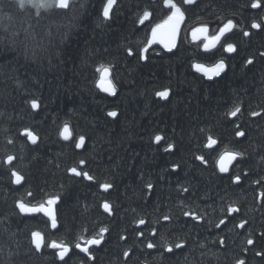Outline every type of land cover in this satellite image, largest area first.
Wrapping results in <instances>:
<instances>
[{
  "label": "trees",
  "instance_id": "obj_1",
  "mask_svg": "<svg viewBox=\"0 0 264 264\" xmlns=\"http://www.w3.org/2000/svg\"><path fill=\"white\" fill-rule=\"evenodd\" d=\"M108 1L0 0V264H264V0ZM169 2L172 51L149 46ZM55 198L56 228L18 206Z\"/></svg>",
  "mask_w": 264,
  "mask_h": 264
},
{
  "label": "water",
  "instance_id": "obj_2",
  "mask_svg": "<svg viewBox=\"0 0 264 264\" xmlns=\"http://www.w3.org/2000/svg\"><path fill=\"white\" fill-rule=\"evenodd\" d=\"M115 2L116 0H109L108 3L106 4L105 12H104L106 17L110 16V13L112 11L113 6L115 5ZM171 5L172 3L170 2L167 3V6H171ZM149 15L150 14L148 13L145 16V18H148ZM184 21H185V18L183 15L172 14L166 21L158 24L153 29L151 36H150V40H149V46L158 44L162 46L166 51L174 50L179 42L182 28L184 25ZM213 43L214 41L211 43V45ZM224 68H225L224 62H219L212 66H206L205 64L196 65V69L205 73L208 78H213L214 76H217L220 71L224 70ZM110 77H111V71L109 69L103 70L101 74V79L99 81V87L104 93L112 96L115 94V88H114V83L110 79ZM169 94H170V91L165 90V91L160 92L158 95L162 97L163 99H166L168 98ZM34 106L38 107L37 103H34ZM111 115L112 116L116 115V112L111 113ZM62 135L64 138H69L71 136V130L68 125L64 127ZM30 139L33 143L37 141V137L34 134L30 136ZM83 142H84V138H81L78 143L79 148L82 147ZM213 144H215V142ZM234 159L235 157L233 154L229 152L223 153L218 160L219 169L222 172H225V173L228 172L229 169L231 168V165ZM10 160L11 158L8 159V161ZM70 173L74 175L80 174V172L74 168L70 170ZM22 180L23 179L19 174L15 176L16 184H20ZM57 202H58V198H55L54 200L52 199L48 200L46 204L43 203L38 206H30L23 202H19L18 205H19L20 210L25 215H35L41 212L44 216H46L52 221V227L56 228L57 222H56L55 203ZM104 207L107 211H110V205L108 203H106ZM33 240H34L35 246L37 248H41L44 242L43 234L40 231L34 233ZM95 243H99V241L95 239L90 241V244H95ZM54 244L55 243L53 242L52 245ZM69 250H70V246H66V249L60 250L59 251L60 258L61 259L64 258L69 253Z\"/></svg>",
  "mask_w": 264,
  "mask_h": 264
},
{
  "label": "rangeland",
  "instance_id": "obj_3",
  "mask_svg": "<svg viewBox=\"0 0 264 264\" xmlns=\"http://www.w3.org/2000/svg\"><path fill=\"white\" fill-rule=\"evenodd\" d=\"M67 2H68V0H58V3L59 4H61V5H66L67 4ZM108 3V2H107ZM171 7H172V13L173 14H180V15H183L184 16V14H183V12H182V10L180 9V7H178V6H174L173 4L171 5ZM113 9V8H112ZM184 18H185V16H184ZM184 23H185V21H184ZM231 27H232V23L231 22H228L227 24H225L224 25V27L221 29V31H220V33H218V34H215V35H213V34H209V30L208 31H206L205 33H202L201 34V36H199L198 37V39L200 38V40H201V43H202V45H203V48H206V49H209V47H213L214 45L215 46H218L219 45V43H220V40H217V42L215 41L212 45H211V43H212V41L214 40V39H216V37L217 36H219L220 38L222 37V35H223V33H225V32H227L228 30H230L231 29ZM183 29H184V25H183V28H182V31H183ZM192 32V31H191ZM181 34H182V32H181ZM214 46V47H215ZM228 48V47H227ZM198 64V63H197ZM196 64V65H197ZM206 66H209V65H207V64H205ZM215 65V64H214ZM212 66V65H211ZM196 67V66H195ZM105 69H109V68H104L103 70H105ZM102 70V71H103ZM110 70V69H109ZM101 71V72H102ZM219 73H221V71L219 72ZM101 77V76H100ZM215 77V76H214ZM101 79V78H100ZM99 79V80H100ZM110 79H111V77H110ZM112 80V79H111ZM113 81V80H112ZM114 83V82H113ZM114 88H115V86H114ZM101 89V88H100ZM34 103H37V106L39 105L38 104V102L37 101H33V103H32V106H33V108L35 109V110H37L38 109V107H35L34 106ZM110 115H111V113H110ZM112 116V115H111ZM66 126V125H65ZM64 126V127H65ZM69 126V125H68ZM64 127H63V129H64ZM63 129H62V132H63ZM70 130H71V128H70ZM27 132V131H26ZM32 134H34L33 132H31V133H29L28 134V136H29V140H30V142H32L31 141V139H30V136L32 135ZM35 135V134H34ZM36 136V135H35ZM63 136V135H62ZM71 136H72V131H71ZM70 136V137H71ZM37 137V136H36ZM69 137V138H70ZM81 138H84V137H80V138H78V140H77V147H78V143H79V140L81 139ZM65 139H68V138H65ZM84 141H85V138H84ZM33 143V142H32ZM37 143V141L35 142V143H33V144H36ZM83 144H84V142H83ZM83 144H82V146H83ZM79 148V147H78ZM82 148V147H81ZM80 149V148H79ZM234 155V154H233ZM234 157H236V155H234ZM9 158H11V157H8L7 158V160L9 159ZM10 161H12V158H11V160ZM234 161H235V159H234ZM234 161H233V163H234ZM233 163H232V165H233ZM82 165H83V162L81 163ZM231 165V166H232ZM74 169H76V170H78L79 172H80V174L79 175H76V176H81V171L77 168V167H73ZM73 168H71V170L73 169ZM225 173V172H224ZM18 173H16V175H17ZM74 175V174H73ZM22 183V182H21ZM52 200H54V199H52ZM19 204V203H18ZM56 204L57 203H55V210H56ZM43 215V214H42ZM44 216V215H43ZM44 217H46V216H44ZM47 218V217H46ZM47 219H49V218H47ZM50 220V219H49ZM51 221V220H50ZM52 222V221H51ZM56 222H57V215H56ZM57 225H58V222H57ZM57 227V226H56ZM36 232H38V231H36ZM91 240H93V239H91ZM91 240H88V241H86V240H83L82 241V243L83 244H78V246H79V248L80 249H82V250H84V251H86L87 249H88V247L89 246H91L92 244H90V241ZM95 240H97V239H95ZM97 241H99V242H101V240H97ZM33 242H34V240H33ZM55 243L54 245H52V243ZM52 243H51V246H55L57 243L55 242V241H53ZM43 244H44V242H43ZM96 244V243H95ZM57 246L59 247V249L60 250H62V249H66V247H63V246H61L60 244H57ZM59 250V251H60Z\"/></svg>",
  "mask_w": 264,
  "mask_h": 264
},
{
  "label": "flooded vegetation",
  "instance_id": "obj_4",
  "mask_svg": "<svg viewBox=\"0 0 264 264\" xmlns=\"http://www.w3.org/2000/svg\"><path fill=\"white\" fill-rule=\"evenodd\" d=\"M224 62V61H223ZM11 158H12V160L14 159L13 158V156H10ZM3 161L4 160H2L1 158H0V164L1 163H3ZM5 162L7 163V164H9V163H11V161H8L7 160V158H6V160H5ZM84 164V163H83ZM19 174V173H18ZM20 175V174H19ZM15 176H16V173H15ZM21 176V175H20ZM22 177V176H21ZM22 179H23V177H22ZM23 181V180H22ZM16 184V183H15ZM19 202H23V203H25L24 201H19ZM48 201H46L45 202V204L47 203ZM25 204H28V203H25ZM41 204H43V203H39V204H28V205H30V206H38V205H41ZM19 206V205H18ZM38 214H42L41 212L40 213H38ZM42 233V232H41ZM43 234V233H42ZM43 237H44V235H43Z\"/></svg>",
  "mask_w": 264,
  "mask_h": 264
},
{
  "label": "bare ground",
  "instance_id": "obj_5",
  "mask_svg": "<svg viewBox=\"0 0 264 264\" xmlns=\"http://www.w3.org/2000/svg\"><path fill=\"white\" fill-rule=\"evenodd\" d=\"M147 14H148V13H146L145 16H146ZM172 14H173V13H171L170 16H171ZM170 16H169V17H170ZM169 17H168V18H169ZM144 18H145V17H144ZM168 18H167V19H168ZM145 19H147V18H145ZM167 19H166V20H167ZM166 20H165V21H166ZM163 22H164V21H163ZM156 26H157V25H156ZM156 26H155V27H156ZM155 27H154V28H155ZM154 28H153V29H154ZM153 29L151 30V33H152ZM181 35H182V34H181ZM181 35H180V38H181ZM150 36H151V34H150ZM149 40H150V39H149ZM179 40H180V39H179ZM217 40H219V39L216 37V39H214L213 41H214V42H215V41L217 42ZM213 41H212V42H213ZM178 43H179V42H178ZM162 48H163V47H162ZM163 49H164V48H163ZM164 50H165V49H164ZM219 62H223V60H221V61H219ZM219 62H218V63H219ZM216 64H217V63H216ZM224 65H225V63H224ZM102 72H103V71H102ZM102 72L100 73V76H101ZM100 78H101V77H100ZM99 81H100V80H99ZM98 84H99V82H98ZM66 126H67V125H66ZM69 127H70V126H69ZM220 156H221V155H220ZM220 156H219V158H220ZM218 160H219V159H218ZM35 215H38V214H35ZM51 226H52V222H51ZM34 233H36V232H34ZM33 235H34V234H33Z\"/></svg>",
  "mask_w": 264,
  "mask_h": 264
}]
</instances>
